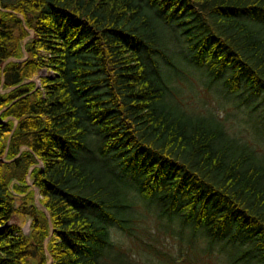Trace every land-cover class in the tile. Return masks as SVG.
Masks as SVG:
<instances>
[{
	"label": "trees",
	"instance_id": "trees-1",
	"mask_svg": "<svg viewBox=\"0 0 264 264\" xmlns=\"http://www.w3.org/2000/svg\"><path fill=\"white\" fill-rule=\"evenodd\" d=\"M174 37L264 102V0H0V264H131L110 233H131L127 189L199 264H264V158L173 102Z\"/></svg>",
	"mask_w": 264,
	"mask_h": 264
},
{
	"label": "rangeland",
	"instance_id": "rangeland-1",
	"mask_svg": "<svg viewBox=\"0 0 264 264\" xmlns=\"http://www.w3.org/2000/svg\"><path fill=\"white\" fill-rule=\"evenodd\" d=\"M172 40L170 50L166 51L167 59H163L159 66L169 80L168 91L173 102L190 115L213 114L216 119L224 122V127L231 135L241 142L249 143L256 156L264 158V102H261V98L245 104L243 95H226L221 81L209 84L208 78L193 64L187 45L179 37ZM95 139L96 137L89 147L93 150L89 155L94 156V162L97 163L101 157L97 149V153L95 152ZM121 187L127 188L122 184ZM131 191L127 189L126 197L128 203L133 204V208L124 215L126 219L135 215L130 225V235L127 234L128 231L110 229L111 240L118 256L131 264H199V242L195 240L194 245H187L186 235H181V239L174 236L177 235L176 228L163 227L164 222L157 220L153 204L146 205L144 200ZM38 198L36 193V205ZM30 221L16 212L9 224L19 226L23 233L28 235ZM213 260L214 258H210L204 263L210 264ZM212 264H218V261Z\"/></svg>",
	"mask_w": 264,
	"mask_h": 264
}]
</instances>
